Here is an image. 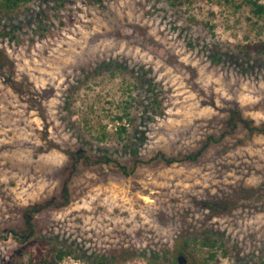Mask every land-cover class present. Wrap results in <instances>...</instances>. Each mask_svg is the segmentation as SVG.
I'll return each instance as SVG.
<instances>
[{
    "label": "rangeland",
    "instance_id": "rangeland-1",
    "mask_svg": "<svg viewBox=\"0 0 264 264\" xmlns=\"http://www.w3.org/2000/svg\"><path fill=\"white\" fill-rule=\"evenodd\" d=\"M257 39L264 0H0V264H264Z\"/></svg>",
    "mask_w": 264,
    "mask_h": 264
},
{
    "label": "trees",
    "instance_id": "trees-1",
    "mask_svg": "<svg viewBox=\"0 0 264 264\" xmlns=\"http://www.w3.org/2000/svg\"><path fill=\"white\" fill-rule=\"evenodd\" d=\"M29 0H1V5L2 7L5 9V10H14L17 6H19L20 4L22 3H25ZM262 6H260L261 8ZM263 8V7H262ZM259 11H261V9H257L256 12L259 13ZM244 55H249V54H261V53H264V39H257L256 41L254 42H251V43H246L244 45L241 46V50H240ZM256 129V128H255ZM258 129V128H257ZM210 136V135H209ZM63 191V192H62ZM61 192L62 194L65 192L66 193V189L64 186H62L61 188ZM65 195V194H64ZM216 203L214 202V207H215ZM217 206V205H216ZM26 221L29 222L28 225L31 224V221H30V216H26ZM11 231H13L16 234H20V231L19 230H16V228L14 227H11L10 228ZM207 242V241H206ZM41 250V249H40ZM39 250V251H40ZM66 253H71V251L69 250H64V249H61V250H58L54 255H53V258H50V259H46L45 257H42L41 253L39 255L40 257V260H41V263L40 264H55V259H61L63 255H65Z\"/></svg>",
    "mask_w": 264,
    "mask_h": 264
}]
</instances>
